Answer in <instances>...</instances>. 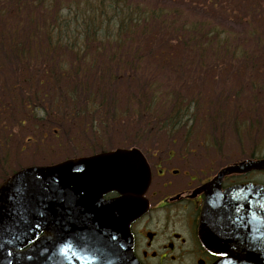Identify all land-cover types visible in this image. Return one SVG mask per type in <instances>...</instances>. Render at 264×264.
Listing matches in <instances>:
<instances>
[{"label": "trees", "instance_id": "trees-1", "mask_svg": "<svg viewBox=\"0 0 264 264\" xmlns=\"http://www.w3.org/2000/svg\"><path fill=\"white\" fill-rule=\"evenodd\" d=\"M123 79L131 89H120ZM36 82L61 95L42 102ZM220 82L221 99L230 96L225 104L204 87ZM261 90L264 0H0V93L9 94L0 104L26 108H17L25 112L17 126L57 108L65 122L79 118L75 135H102L100 111L101 127L130 120L141 128L145 119L169 134L192 135L227 108L264 113L256 102ZM240 130L252 132L246 120ZM7 142L0 139L4 178L16 155Z\"/></svg>", "mask_w": 264, "mask_h": 264}, {"label": "water", "instance_id": "water-1", "mask_svg": "<svg viewBox=\"0 0 264 264\" xmlns=\"http://www.w3.org/2000/svg\"><path fill=\"white\" fill-rule=\"evenodd\" d=\"M252 170L264 159L229 165L204 186L200 235L225 253L216 264H264V188L221 190L226 175ZM150 182L138 148L19 170L0 185V264H138L130 226L148 208ZM110 190L121 195L105 199Z\"/></svg>", "mask_w": 264, "mask_h": 264}, {"label": "rangeland", "instance_id": "rangeland-1", "mask_svg": "<svg viewBox=\"0 0 264 264\" xmlns=\"http://www.w3.org/2000/svg\"><path fill=\"white\" fill-rule=\"evenodd\" d=\"M38 63L40 62H37V64ZM5 64L9 66L8 63ZM7 66L6 68H8V76L11 80H13V76L11 74L14 70L13 68H11V66ZM118 84L121 86L120 89L125 90L131 89L133 82L129 81L128 79H123L122 81L118 82ZM116 86L118 87L117 84ZM25 87L28 88V86ZM204 87L207 88L206 90L208 91L209 95L212 96H215L214 94L220 95L221 93L225 92L221 82L218 84L215 83V85H208L205 83ZM33 89L34 91L36 90L38 92L40 99L43 98L44 101H41L44 103H49L48 101H51L50 99L55 100L56 98L54 95H61L59 92L54 93L53 89H51L50 87L39 84L37 82L33 86ZM113 92V90H109L108 96L110 97L111 93ZM257 92L260 96H264V91L261 90V92ZM3 94L7 96L9 95L8 93L1 92L0 96H2ZM26 95L29 96L28 93H26ZM44 96L47 97H45L44 99ZM215 97V103H218L217 101H219V103L225 104L230 96L226 97L225 95H222V97L224 98L223 100L220 99V96ZM233 101L235 102V100ZM19 102L20 98L18 97L16 99V103ZM58 105L59 102L56 100L54 106L58 107ZM17 108L22 107H11L7 110L0 104V139L4 140L5 135H7V146L10 150L16 153V155H13V159L10 160L11 162L9 161L5 166V169L9 172L32 164H53L64 160L73 152V149L70 146V141L72 139H75L78 145L81 142H85V146H87V149L95 148L96 150L106 148L115 144H118L120 146L128 145V143L137 140L135 134L136 130L138 131V128L140 126V123L138 125L137 122L134 125L132 124V122H130V120H128L124 122V127L121 126L117 128V126L114 127L112 125L101 127L103 120H106V118L104 117V119H102L101 115L104 112L100 111L96 115L95 119L96 126L100 130L101 128L103 129L102 135L91 136V132L85 135L78 132V135H75L76 131H74L72 125L65 123V120L62 119L61 111L56 108L59 112L55 109L53 111L54 114L44 113L43 115L46 117L42 119H40L41 117L39 116L32 117V115H29L30 119L27 120L25 126L19 127L17 126L19 125L18 121H20L21 118L24 117L25 112L18 110ZM22 109L26 108L24 107ZM237 109L238 107L234 109V111L236 110L234 116H239L238 123H242L243 120H246L248 130L253 131L251 133V137L246 136V133H248L246 132V130H243L240 134H238L234 130L235 124L232 121H228L223 126L225 118L221 117L217 120V123L215 125L209 124V126L212 127L211 130L216 138H214L215 146L209 145V147L207 148V143H204L206 142L204 136L206 134H210L211 131L207 128L206 124L196 130L195 133L198 137L184 139V136L182 134L175 132L173 133L175 134L174 140L171 138V136L166 135L167 132L164 127L160 131L155 130L149 132V130H146L148 121L144 119L142 120L141 132L138 141H140L141 143V148L144 146L146 149H148V151H144L145 153H147V155L155 151L159 156L167 158L171 152H174L176 156V164L182 167L183 165L181 161L178 162V158L183 154H185L184 156L192 157L196 155L200 156V159L206 162L213 161V163L216 164L215 167H218V165L220 164H225L228 162L232 163L240 160L241 158L249 157L254 152L258 156H264V143L261 144L262 138L264 136L261 131L264 130V113L258 112L254 113L253 115H249L246 114L245 109H242L239 112L237 111ZM262 109H264V101L261 107V110ZM41 112H44V110L41 109L40 113ZM228 117H232V114H229ZM81 118L84 119L83 113ZM258 123L260 125L259 131L256 130V124ZM221 126H223V128ZM56 129H59V131L56 132ZM239 135H241V139L238 137ZM186 141L201 143L202 147L198 148V153L190 154L188 153L189 148L187 147L188 145L186 144ZM211 143H213V138L211 140ZM192 162H195V166H202L200 163L193 159ZM7 174L9 173L7 172ZM4 176L5 175L0 170V183L3 181L2 179L4 178Z\"/></svg>", "mask_w": 264, "mask_h": 264}, {"label": "flooded vegetation", "instance_id": "flooded-vegetation-1", "mask_svg": "<svg viewBox=\"0 0 264 264\" xmlns=\"http://www.w3.org/2000/svg\"><path fill=\"white\" fill-rule=\"evenodd\" d=\"M150 160L155 177L146 192L150 207L147 214L132 225L137 259L141 264H213L219 255L209 251L198 234L205 198V193L198 188L216 171L212 167H201L196 173L187 158L183 159L182 172L155 154ZM175 170L182 177L177 182L168 179L177 175ZM245 180L260 182L256 177L227 176L223 186ZM168 187L172 189L167 191Z\"/></svg>", "mask_w": 264, "mask_h": 264}, {"label": "snow or ice", "instance_id": "snow-or-ice-1", "mask_svg": "<svg viewBox=\"0 0 264 264\" xmlns=\"http://www.w3.org/2000/svg\"><path fill=\"white\" fill-rule=\"evenodd\" d=\"M18 194H20V193H18Z\"/></svg>", "mask_w": 264, "mask_h": 264}]
</instances>
